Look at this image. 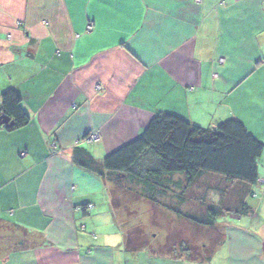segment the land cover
<instances>
[{
	"label": "crops",
	"instance_id": "1",
	"mask_svg": "<svg viewBox=\"0 0 264 264\" xmlns=\"http://www.w3.org/2000/svg\"><path fill=\"white\" fill-rule=\"evenodd\" d=\"M8 89L30 121L0 130V223L14 230L0 264H264V151L259 182L236 184L232 209L252 214L227 219L206 263L126 251L106 181L74 162L101 164L163 113L204 129L234 119L264 143V0H0ZM19 229L39 244L16 248Z\"/></svg>",
	"mask_w": 264,
	"mask_h": 264
},
{
	"label": "trees",
	"instance_id": "2",
	"mask_svg": "<svg viewBox=\"0 0 264 264\" xmlns=\"http://www.w3.org/2000/svg\"><path fill=\"white\" fill-rule=\"evenodd\" d=\"M4 118L9 119L13 125L8 127L3 124ZM29 121V116L22 108L21 94L15 89L4 91L0 95V130L11 132L27 126ZM263 151L264 143L257 141L237 120H227L215 127L204 129L175 114L163 113L155 116L136 140L107 155L101 164L93 161L84 152L81 153L83 158L75 159L74 162L106 181L111 209L116 220L117 210L128 209L116 199V193L111 187L112 178L125 176L140 178L137 179L141 186L138 196L148 203L163 204L178 217L200 227H211L216 225L217 216L226 213L243 217L251 215L253 210L248 203H242L234 209H226L221 204L222 199L218 207L208 208L206 216L199 220L180 211L189 201V198L185 197L188 190L197 179L205 175L222 177L229 184L255 186L259 182L258 160ZM137 167L143 168V176L135 172ZM173 176H180L182 180L174 182L171 179ZM176 190L181 192L177 194L181 203L175 207L173 195L177 193L174 192ZM170 198L172 206L166 203ZM120 225L124 226L122 223ZM1 228L7 227L0 223ZM19 230L23 235L22 240L15 244L16 248H32L39 244V240L31 241L27 232ZM223 236L224 233H221V237L211 247H193L180 242V256L173 258L183 256L191 262H209L222 244ZM124 247L128 252L148 248L143 232L139 228L125 229Z\"/></svg>",
	"mask_w": 264,
	"mask_h": 264
},
{
	"label": "rangeland",
	"instance_id": "3",
	"mask_svg": "<svg viewBox=\"0 0 264 264\" xmlns=\"http://www.w3.org/2000/svg\"><path fill=\"white\" fill-rule=\"evenodd\" d=\"M135 172L140 176L144 174L143 168L139 167L135 168ZM137 179L140 180V178L132 179L125 176H120L118 179L112 178L111 187L116 193V199L125 204L128 209L127 211L117 210V221L119 224L122 223L126 230L139 228L143 232L148 248L142 250L161 256L179 257L178 244L180 242L188 243L193 247L203 245L211 247L221 237V233H225L226 223L229 221L227 219L233 216L232 214L225 213L217 216L214 226L200 227L178 217L175 212L167 209L163 204L152 205L143 197L138 196L141 186ZM191 190L190 194L185 195L186 198H189L188 203L184 205L185 207L180 208V211L199 220L206 216L208 208L218 207L222 199V206L226 209H232L242 195L240 186L235 183L229 184L222 177L215 175L200 177L193 184ZM248 202L250 203V201ZM166 203L172 206V199L170 198ZM7 229H0V236L11 239L14 230ZM18 235H23V232H18Z\"/></svg>",
	"mask_w": 264,
	"mask_h": 264
},
{
	"label": "built area",
	"instance_id": "4",
	"mask_svg": "<svg viewBox=\"0 0 264 264\" xmlns=\"http://www.w3.org/2000/svg\"><path fill=\"white\" fill-rule=\"evenodd\" d=\"M87 32H91L93 30V26L92 24L88 25L86 27ZM97 89H99V87H97ZM101 141V134L99 132H92L90 134H88L85 139L84 142L87 144H93V143H98ZM24 154H21V156H23ZM91 208V207H89Z\"/></svg>",
	"mask_w": 264,
	"mask_h": 264
},
{
	"label": "water",
	"instance_id": "5",
	"mask_svg": "<svg viewBox=\"0 0 264 264\" xmlns=\"http://www.w3.org/2000/svg\"><path fill=\"white\" fill-rule=\"evenodd\" d=\"M3 124L7 125L8 127H11L13 125L12 122H10L9 119L4 118L2 121Z\"/></svg>",
	"mask_w": 264,
	"mask_h": 264
}]
</instances>
